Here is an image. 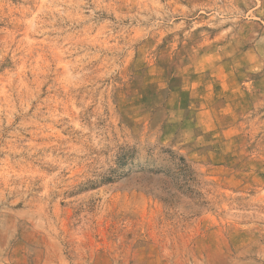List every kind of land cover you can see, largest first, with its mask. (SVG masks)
Listing matches in <instances>:
<instances>
[{
  "label": "rangeland",
  "instance_id": "rangeland-1",
  "mask_svg": "<svg viewBox=\"0 0 264 264\" xmlns=\"http://www.w3.org/2000/svg\"><path fill=\"white\" fill-rule=\"evenodd\" d=\"M0 264H264V0H0Z\"/></svg>",
  "mask_w": 264,
  "mask_h": 264
}]
</instances>
